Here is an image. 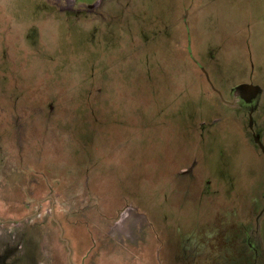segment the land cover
<instances>
[{
  "label": "rangeland",
  "instance_id": "rangeland-1",
  "mask_svg": "<svg viewBox=\"0 0 264 264\" xmlns=\"http://www.w3.org/2000/svg\"><path fill=\"white\" fill-rule=\"evenodd\" d=\"M262 24L0 0V264H264Z\"/></svg>",
  "mask_w": 264,
  "mask_h": 264
},
{
  "label": "flooded vegetation",
  "instance_id": "flooded-vegetation-1",
  "mask_svg": "<svg viewBox=\"0 0 264 264\" xmlns=\"http://www.w3.org/2000/svg\"><path fill=\"white\" fill-rule=\"evenodd\" d=\"M263 25V24H262ZM263 27H264V25H263ZM253 103V102H252Z\"/></svg>",
  "mask_w": 264,
  "mask_h": 264
},
{
  "label": "water",
  "instance_id": "water-1",
  "mask_svg": "<svg viewBox=\"0 0 264 264\" xmlns=\"http://www.w3.org/2000/svg\"><path fill=\"white\" fill-rule=\"evenodd\" d=\"M61 231H62V229H61Z\"/></svg>",
  "mask_w": 264,
  "mask_h": 264
}]
</instances>
